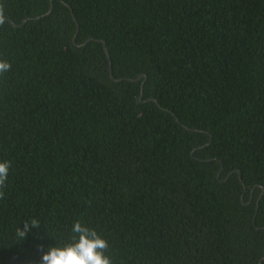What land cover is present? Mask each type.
Returning a JSON list of instances; mask_svg holds the SVG:
<instances>
[{
  "label": "trees",
  "instance_id": "obj_1",
  "mask_svg": "<svg viewBox=\"0 0 264 264\" xmlns=\"http://www.w3.org/2000/svg\"><path fill=\"white\" fill-rule=\"evenodd\" d=\"M0 6V264H264V0Z\"/></svg>",
  "mask_w": 264,
  "mask_h": 264
},
{
  "label": "clouds",
  "instance_id": "obj_2",
  "mask_svg": "<svg viewBox=\"0 0 264 264\" xmlns=\"http://www.w3.org/2000/svg\"><path fill=\"white\" fill-rule=\"evenodd\" d=\"M6 23L3 6H0V26ZM11 69V64L0 60V74L6 73ZM10 168L9 161L0 162V188H3L8 178ZM4 197V192L0 191V199ZM40 228L37 219H31L23 223V228L17 227L14 239L18 242L26 238L32 229ZM72 233L78 234L72 237L73 242L63 246L50 247L47 252H43L40 264H111L110 259L104 254L108 248V243L102 239L95 230L82 225L79 220L72 224Z\"/></svg>",
  "mask_w": 264,
  "mask_h": 264
},
{
  "label": "water",
  "instance_id": "obj_3",
  "mask_svg": "<svg viewBox=\"0 0 264 264\" xmlns=\"http://www.w3.org/2000/svg\"><path fill=\"white\" fill-rule=\"evenodd\" d=\"M52 10H53V6L51 7V9H50V11L47 13V15H50L51 12H52ZM24 23H26V21H25ZM14 26H17V25L14 24ZM105 50H106V53L109 54V52H108V50H107L106 48H105ZM110 71L112 72V68L110 69ZM120 80H123V79H119V80H116V81H120ZM138 80H139V79H138ZM138 80H136V81H138ZM142 96H143V86H142L141 97H140V99H139V102L142 101ZM263 194H264V193H263ZM263 194H262V195H263ZM261 197H262V196H261Z\"/></svg>",
  "mask_w": 264,
  "mask_h": 264
}]
</instances>
